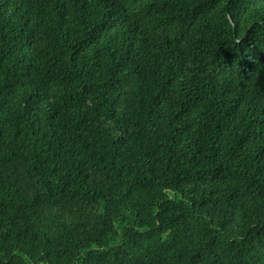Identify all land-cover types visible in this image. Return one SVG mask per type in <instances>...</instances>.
<instances>
[{
    "label": "trees",
    "instance_id": "1",
    "mask_svg": "<svg viewBox=\"0 0 264 264\" xmlns=\"http://www.w3.org/2000/svg\"><path fill=\"white\" fill-rule=\"evenodd\" d=\"M0 264H264V0H0Z\"/></svg>",
    "mask_w": 264,
    "mask_h": 264
}]
</instances>
